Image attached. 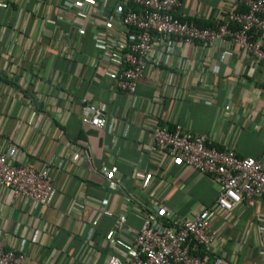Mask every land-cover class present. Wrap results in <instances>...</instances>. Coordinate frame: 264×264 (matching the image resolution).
<instances>
[{
	"label": "crops",
	"instance_id": "0c3cea01",
	"mask_svg": "<svg viewBox=\"0 0 264 264\" xmlns=\"http://www.w3.org/2000/svg\"><path fill=\"white\" fill-rule=\"evenodd\" d=\"M66 1L0 0V153L53 177L45 206L12 201L0 185V239L15 247L25 238L31 264H106L112 253L130 262L147 215L162 208L191 217L221 190L210 175L151 152L152 127L180 124L218 149L264 160V72L229 42L204 50L178 41L133 98L116 86L120 66L96 46L97 34L121 30L97 15L86 24ZM232 1L182 0L176 15L206 21ZM82 97L105 108V128L81 121ZM105 166L118 170V184ZM222 213L212 219L220 235L212 254L224 264H264V197L243 200L221 224Z\"/></svg>",
	"mask_w": 264,
	"mask_h": 264
},
{
	"label": "built area",
	"instance_id": "2783aa9c",
	"mask_svg": "<svg viewBox=\"0 0 264 264\" xmlns=\"http://www.w3.org/2000/svg\"><path fill=\"white\" fill-rule=\"evenodd\" d=\"M66 3L68 12L85 19L86 24L95 25L94 15H97L108 30L112 26L121 30L122 34L118 35L97 34L96 46L104 58L120 66L116 86L133 98L139 79L169 59L175 51L174 42L178 41L204 50L217 40L229 42L244 50L264 72V0H233L224 4L217 9L216 24L211 27H199L178 17L176 10L182 0H67ZM132 5L139 9H132ZM238 6L246 9L240 11ZM74 23L84 28L82 21L76 19ZM172 80L173 73L169 82ZM80 102L81 121L105 128V108L88 97H82ZM151 138V152L162 151L210 175L221 187L219 196L209 207L182 219L158 208L155 214L145 217L136 235L130 262L112 253L106 264H224L221 255L212 254L213 243L220 238L219 227L212 225V219L221 209L222 224L243 200L264 197V160L238 155L231 148L218 149L211 144V136L180 124L173 128L154 125ZM15 160L14 153H0V185L8 189L12 201L25 198L45 206L53 192L51 171L17 164ZM103 171L113 183L120 182L116 168L105 166ZM102 213L111 215L108 210ZM25 242L22 238L18 246L8 247L7 241L1 238L0 264H31Z\"/></svg>",
	"mask_w": 264,
	"mask_h": 264
},
{
	"label": "trees",
	"instance_id": "16d2710c",
	"mask_svg": "<svg viewBox=\"0 0 264 264\" xmlns=\"http://www.w3.org/2000/svg\"><path fill=\"white\" fill-rule=\"evenodd\" d=\"M131 8L135 9V10L139 9L138 6H136V5H132ZM127 9H128V7H127ZM244 9H246L244 6H238V10L242 11ZM185 20H188V21L196 24L199 27H211V26H214L216 24L214 18H210L209 20H206V21L197 20V19L196 20L195 19L192 20L190 18L189 19H185Z\"/></svg>",
	"mask_w": 264,
	"mask_h": 264
}]
</instances>
